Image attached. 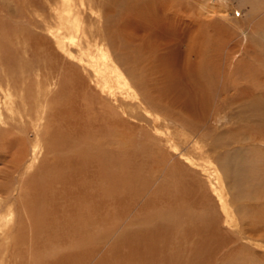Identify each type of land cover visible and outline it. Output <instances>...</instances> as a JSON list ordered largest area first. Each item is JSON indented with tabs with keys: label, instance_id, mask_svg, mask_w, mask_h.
Here are the masks:
<instances>
[{
	"label": "rangeland",
	"instance_id": "obj_1",
	"mask_svg": "<svg viewBox=\"0 0 264 264\" xmlns=\"http://www.w3.org/2000/svg\"><path fill=\"white\" fill-rule=\"evenodd\" d=\"M96 1L100 15L93 17L85 8L84 16L88 25L100 22L113 63L130 82L131 90L121 91L113 81L111 90L103 92L95 84L92 68L78 59L62 58L48 32L57 0H0V108L4 118L0 124V264H120V256L133 264H264V121L258 123L233 103L244 83L230 85V81L248 78L245 66L256 61V56L264 59V36L252 35L249 29L254 24L264 30V0ZM143 46L153 49L154 59L157 55L169 57L181 65L190 58L197 62V56L188 57L194 48L200 51L198 60L209 66V75L212 73L214 92L208 111H203L202 103L195 104L194 121L184 120L193 135L186 144L180 142L179 135L170 134L176 150L165 139L167 130L174 132L175 128L166 126L162 117L178 119L185 107L164 97L159 107L146 104L135 70L139 63L135 50ZM212 59L217 64L212 65ZM224 78L229 82L225 92ZM45 88L49 97L44 102L49 103L51 116L45 129L71 142L68 158L88 155V174L80 175L77 186L66 191L60 187L63 192L49 202L51 221L42 219L48 232L42 231L38 237L31 226L35 210L27 218L24 210L30 204L23 196L27 182L42 168L53 165L56 156L64 157L63 153L55 155L51 146L48 151L40 149L41 161L25 175L20 173L34 140L33 122L26 114L31 112L35 118L39 108L36 95ZM7 91L17 106L22 108V94L30 104L27 113L21 111L26 115L23 119L20 111L13 116L6 110ZM55 96L61 102L50 106L49 100ZM217 140L219 148L213 149L211 144ZM198 141L199 145L209 144L211 172L229 176L224 187L230 211L233 195H258L256 200L252 196L248 221L235 214L234 220L227 218L207 176L182 157L184 153L189 157ZM222 144L228 151L220 148ZM90 156L97 159L89 162ZM122 156L126 162L138 161L141 170L132 175L119 163ZM112 173L118 176L117 183L128 179V188L111 186L108 175ZM171 173H178L177 179L191 186L178 200L158 195L164 186L172 187ZM109 186L115 188V197L104 196ZM15 195L25 202L17 201ZM75 210L80 214L71 218L69 212ZM11 212L12 222L8 221ZM83 214L88 219L85 235L75 228ZM73 222L75 231L66 232ZM131 234L141 236L144 245L153 239L152 248L143 253L138 241L132 249L119 251L118 244L126 246V235ZM83 240L88 245L79 247ZM122 260L121 264H126Z\"/></svg>",
	"mask_w": 264,
	"mask_h": 264
},
{
	"label": "bare ground",
	"instance_id": "obj_2",
	"mask_svg": "<svg viewBox=\"0 0 264 264\" xmlns=\"http://www.w3.org/2000/svg\"><path fill=\"white\" fill-rule=\"evenodd\" d=\"M85 8L89 9V11L93 17H94V15L96 17V14L100 13L99 12L100 10L98 11V9H97V1L96 0H57V6L54 8V12H53L55 17H54V19L52 18L54 20L53 26H51V24H50L49 28L48 27L47 28L50 29V31L52 30L51 32L48 30V32L51 34V38L54 40V43L56 44L58 50L60 51V52L59 51L58 52L62 55V58L66 57L68 59H73V60L78 59L80 62L85 63V65L87 64V66L89 68H92L94 71V74H95L94 75L95 84L103 92H107V91L111 90V87H112L111 82H113V81L115 82L116 85H119V87L121 86V88H120L121 91H123V89L126 91L129 89L131 90L132 88H130L131 86L129 85L130 82L128 83V81L126 80L124 75L121 73V71L118 70V68L113 63V59H112V57L109 53V50L106 46V42L102 38L103 31L101 30L102 28L99 27L100 22L99 23L93 22V24H91V22H89L90 25H88V23L86 21V17L84 16V12H83ZM90 20H91V18H90ZM96 21H97V19H96ZM249 25H251V24H249ZM46 26H48V25H46ZM253 26H255V25L253 24L250 26L251 28H249L252 35L258 34V35L264 36V30L260 29L257 26H255V27H253ZM42 40H43V38H42ZM48 41L49 40H47L46 42H48ZM256 45L258 46V44H256ZM48 48H50V46ZM43 49H45V48L43 47ZM51 50H53V49H51ZM135 51H136L137 55L139 54V56L137 57L138 59L136 58V60L139 61V63H138V66L136 67L135 70L137 71V74L140 75L139 76L140 82H141V85L143 87V95H144L143 99H144V101H146V104H150V105L159 107V102H163L164 101L163 97H164L166 99L167 98L170 99L171 101H178L185 107L184 108L185 110L182 109V111H180V112H182V114L180 115V118H178V119H176V118L174 119L170 116H167L166 114L162 117V119H164L163 123L166 126H169V127L172 126V128H175L174 132L167 130V133H165V137H166L165 139L168 143L171 144L172 149L176 150L177 147H174L175 142H173L174 137H170V134L171 135L175 134L176 136L179 135L181 137L180 142L183 144H186L188 141H190L189 138L191 137L192 134L189 133L191 131L189 130L188 126L186 127V125H185L186 122L184 120L194 121V118H192L191 115L192 116L196 115V113L193 111L195 104L200 106L199 103H202L201 106H202L203 111H208L207 109L209 107L210 101L212 100L211 97H212L213 92H214L213 77L210 76V75H212V73L209 75V69H208L209 66L202 65L203 61L198 60V58L201 57V55H198L200 51L194 50V48H193V50L191 49V51H190L191 55H189L188 57L190 58L192 56L193 57L197 56L196 57L197 62H195L196 64L192 63L193 59L190 58L187 61L188 63H184V64L182 63V65H181V63L179 64L178 60H171V59H169V57H159L158 58V55H157V56H155V59H154L153 49H149L147 47L144 48V46L138 47ZM261 52H262V50H261ZM43 53H45V52H43ZM254 53H255V51H254ZM57 54L58 53H56V55ZM60 54H58V55H60ZM256 55H258V54H256ZM256 57H257L256 61H253L250 65L245 66L246 67V69H245L246 74L248 73V75H247L248 78H244L243 80L241 79L242 81L239 80L236 83L235 82L231 83V81H230V85H232L234 87H240L241 83L242 82L244 83V85L242 86L243 88L238 92V96L235 98L236 100L233 101V103H237L239 106H241L243 111L245 110V112H249L250 116L252 118H255L256 120H258L259 121L258 123H260V122L264 121V59H260L258 56H256ZM211 61H212V65H214L216 62L215 59L214 60L212 59ZM216 64H217V62H216ZM230 64L233 67L234 62L229 63V65ZM215 70H216V68H215ZM158 78H159V80H158ZM157 80L159 82H156ZM224 80H225V86L223 88V92H225L227 90V84L229 83L228 81L226 82L227 78H224ZM46 84H48V82ZM38 87H40V86H38ZM48 87H49V84L47 85L46 88H48ZM46 88L43 91H39L38 96L36 95V97H37L36 100L39 104V108H38V111L35 112V114H36L35 118L32 117L33 113H32V115H31V112L27 113L29 111V105L30 104L27 102V99L25 98V96L23 94L21 95V97L19 96L20 97L19 99L21 100V103H22V108L20 106H17L16 102H13V100L11 99V95L8 91L5 92V95H4L6 98V101H7L5 103L6 104V110L11 115L14 116L17 111H20L18 115H20L22 119L27 115L29 120H32V122H33L31 134H33L34 136H33V138L30 136V138H32L34 140L31 142L32 147L30 149V152L28 153L29 157L23 158L24 167L22 168V170L20 172L22 175H25L26 173H28V171L32 170L35 167V164H37L41 161L39 159V150L40 149L48 151V150H51V148H52V151H53V153H55V155L60 154V153L64 154V157L63 156L62 157L56 156L55 157L56 160H55L53 165L47 166V168H45V169L42 168L39 172L40 175L38 174L37 176H34L32 179H30L27 182L28 183L27 184V192H26V195H23V196H24V198L28 197V202H30V204L26 205L24 207V210L26 211V218L29 217L30 212L33 213V211L35 210V220L31 226L34 228L33 234L37 235V236L39 234H42L41 233L42 231L48 232V228H47L48 224L45 223L42 219H45V221H47V220L51 221L50 216H52V214L50 213L51 207H50L49 202L51 200H52V202H54L56 200L59 191L63 192L60 190V187L66 191L70 186H77L78 185L77 179L80 180V175H82L83 173L88 174V172H87V170H88L87 169L88 168V155L87 154L84 155L83 153H80L78 157L70 156V158H68L66 154L71 153V144H70L71 142L68 140L65 141L63 138H61V140H60V138L57 135L51 134L49 131H46V129H45V126H46L45 122L47 121V119L49 121V118L51 117V116H49V111H48L49 103L46 104V102H44L46 100V98L48 99V97H49V90ZM62 91L65 92L66 89L63 88ZM139 92H140V90H139ZM127 94H128V96L130 95L129 92H127ZM121 96H122V93H121ZM55 97L49 100L50 106L55 107L58 104V102L60 101V99H58L57 96H55ZM136 97L137 96L135 95V99H136ZM129 98H131V97H129ZM198 99H199V101H198ZM196 102H198V103H196ZM27 107H28V109H27ZM141 107H143V106H141ZM146 107H143V108L146 110ZM21 111H24V113H27V114L23 115V112H21ZM2 116H3V112H2V108H0V124L2 123V121L4 119V118L2 119ZM263 123H261V124L263 125ZM258 125H260V124H258ZM43 136H46V141L49 143V146L46 144V141L43 140ZM179 136H178V138H179ZM203 137L204 136H199L198 139L204 140ZM218 141H220V140H217V142L214 143V145L211 144L213 149L216 148V146H218L217 148H219L220 142H218ZM251 141H249V142H251ZM196 144H198V145L193 144V147H191V149H190L192 154H190L188 152L189 157L188 156L186 157L187 153L182 154V157L184 158V160L187 163L191 164L192 166L199 168L207 176V183L209 184L210 189L217 196V198L220 202L222 211L224 212V214L227 218L232 217V219H233L234 216L236 215L239 217V219H242L244 221H248V218H249L248 215L250 214V212H249L250 202H253L254 198L256 200V198L258 197V195H256V192H254V195L249 194V193H247L245 195H242V194L233 195L232 198L234 199V201L232 203H230L231 204L230 206H232L233 209H232V211H230L229 204L225 200V198L226 199H228V198L225 197L226 190L224 187L226 185V179L228 182L229 176L226 177V174L219 176L218 173H216L214 171L211 172L210 158L208 156L209 152L207 149L209 144L199 145V141ZM223 145L224 144H222L220 148H225L226 151H228V147L227 146L222 147ZM50 146H51V148H50ZM259 146H261V145H259ZM229 152H232V151H229ZM227 154H230V153H227ZM131 155H133V152ZM233 155H228V157H232ZM57 159H59V160H57ZM96 159H97L96 157L90 156L89 162L96 160ZM118 161L121 165L125 164L127 166V169L129 170V172L132 175H135L138 170L139 171L141 170L140 169L141 168L140 163L138 161H135L134 159H131V160L129 159V162H126L124 160V157L122 156L121 159ZM182 165H183V163H182ZM176 176H178V173L176 175L171 173L170 184L173 183V185H172V187L171 186H164L163 191L158 194V195H160V197L165 198V199H170V200L171 199L172 200H175V199L178 200L180 195L182 196L183 190H185V189L189 190L191 188V186L190 187L188 186L189 184L186 185L187 182H185V180H182V182H181V178L178 177V179H177ZM222 176H224V177H222ZM129 179L131 181H134V182H140L139 179L135 178V180H134V177H129ZM108 180L110 181V184H112L111 186H117L118 189L120 187H123V186L128 188V185H129L128 179L125 181L121 180L119 183H117L118 176L114 175L113 173L108 175ZM111 186L106 188V192L104 193L105 197H109L110 195L114 196L113 191L115 190V188L111 187ZM177 187H179L178 192H175L177 190ZM118 189L116 191L117 195L120 192V191L118 192ZM15 192H17L16 194L18 195L19 188ZM65 193H67V192H65ZM17 195L14 196V197H16V199H18ZM24 198L20 197V199H18L17 201L20 200L24 203L25 202ZM85 198H87V197H85ZM16 199H14V201ZM110 199H111V197H110ZM105 204L107 205V202H105ZM76 212H77L76 210H75V212H72V213L69 212V215L70 214L72 215L71 218L77 217V216H75ZM85 212H87V210H85ZM78 213L80 214L79 210H78L76 215H78ZM12 214L14 215L13 212H11V214L9 215L8 221H10V222H12V219H11ZM42 215H44V216L41 218ZM78 218H80V217H78ZM87 220H88L87 215L83 214L82 217L79 220H76V222H75V223H77V224H75L77 226L75 228L79 229L81 234H84V235L87 234V230L84 226L85 222ZM86 223H88V222H86ZM214 223H212V226ZM73 225H74V222L72 224V227L65 229L66 232L71 233V230L75 231V228H73ZM250 225H252V224H250ZM216 226L217 225H215V227L214 226L213 227L215 229H218V228H216ZM53 233L54 232L52 231L51 234H53ZM63 236H61V237H63ZM126 236L128 238L127 241L129 243L126 246H124L125 243L120 242L118 244L119 251H121V249L123 247L132 249L138 241H139L137 243L138 246L141 247V250L145 251L143 253H147V250L151 249L153 246V239H151V241L147 245H144L146 243L145 240L144 241L139 240V237L141 239V236H138V235L133 236L132 234L126 235ZM51 237H52V235H51ZM16 240L18 241V239H16ZM51 242H52V240H51ZM82 243H83V245L82 246L79 245V247H84V246L88 245V243L85 242V240H83ZM45 245H44V248H45ZM117 250H115V251H117ZM123 258H124L125 263H126L127 260L125 259L124 256H123ZM123 258L121 256H120V259L118 258L119 261L121 260L120 261L121 263L123 262V260H122ZM129 261H128L129 263H126V264H133L134 263V261H132V260H129Z\"/></svg>",
	"mask_w": 264,
	"mask_h": 264
}]
</instances>
